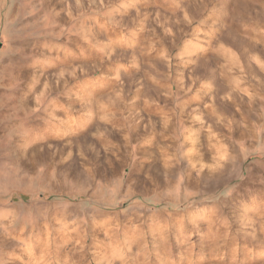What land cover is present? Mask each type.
I'll use <instances>...</instances> for the list:
<instances>
[{
    "label": "rangeland",
    "instance_id": "obj_1",
    "mask_svg": "<svg viewBox=\"0 0 264 264\" xmlns=\"http://www.w3.org/2000/svg\"><path fill=\"white\" fill-rule=\"evenodd\" d=\"M0 264H264V0H0Z\"/></svg>",
    "mask_w": 264,
    "mask_h": 264
}]
</instances>
